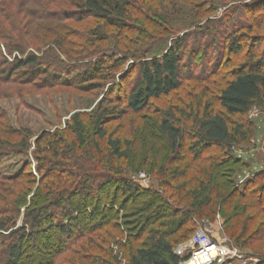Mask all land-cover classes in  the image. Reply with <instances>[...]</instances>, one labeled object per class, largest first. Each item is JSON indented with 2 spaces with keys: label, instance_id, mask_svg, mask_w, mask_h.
I'll use <instances>...</instances> for the list:
<instances>
[{
  "label": "trees",
  "instance_id": "16d2710c",
  "mask_svg": "<svg viewBox=\"0 0 264 264\" xmlns=\"http://www.w3.org/2000/svg\"><path fill=\"white\" fill-rule=\"evenodd\" d=\"M53 3L55 6L45 0H0V84L29 86L41 77L39 86H81L99 77L106 61L114 63L116 74L128 61H137L129 67L136 65L138 78L124 92L126 106L135 115L131 122L136 126V156L134 164H129L132 140L107 134L105 111L95 116V140L89 148L83 115L73 114L66 130L43 132L33 151H29V133L9 127L0 112V168L5 159H23L14 175L0 170V264H121L110 248L119 236L124 241L119 248L129 246L126 264H179L187 259L174 254V244L167 237L176 238L189 227L180 236L186 237L196 220L212 222L217 217L235 247L262 241L264 172L247 185L239 186L235 179L239 167H245L235 150L248 144L253 130L249 124L230 119L244 116L254 107L264 115V49L258 52L263 41L232 36L228 52L233 56L244 52V59L223 64L231 67L227 82L216 91L190 94L187 101L177 100L146 117L141 112L151 102L184 91L180 56L185 43L180 37L171 45L162 39L145 51L144 34L132 31L133 22L139 25L132 15L142 10L146 18L164 19L168 4L153 8V0H70L71 10L61 9L58 16L76 22L92 18L96 26L90 34L101 47L94 51L97 62L78 66L84 58L92 60L95 53L72 57L65 45L70 30L53 14L46 13L49 26L42 29V45L3 33L8 23L19 33L17 38H23L35 25L29 20V10L35 7L46 12ZM253 4L255 7L244 11L264 10V0ZM110 31L118 37L112 52L104 48ZM131 34L139 39L132 48ZM43 45L49 48L41 52ZM33 47L34 51L28 50ZM60 57L75 66L63 65ZM62 66L71 70L50 73ZM84 67V72H76ZM209 67L206 76L210 80L217 72L215 65ZM203 74H199L200 80ZM67 75L71 77L63 78ZM101 140H105L106 153L98 144ZM123 165L128 171L144 169L154 174L159 190L125 177L120 171ZM248 185L253 187L248 189ZM167 221L171 232H163ZM156 225L162 231L149 233V244L133 245Z\"/></svg>",
  "mask_w": 264,
  "mask_h": 264
},
{
  "label": "rangeland",
  "instance_id": "374dc122",
  "mask_svg": "<svg viewBox=\"0 0 264 264\" xmlns=\"http://www.w3.org/2000/svg\"><path fill=\"white\" fill-rule=\"evenodd\" d=\"M45 1L50 4L53 1L56 5L54 6L53 3V6L50 9L48 8L49 10L46 12L35 10V7L34 9L31 8L29 10V20L34 21L35 25L29 28L30 30H28L27 34L23 35V38H17L19 33L17 30L15 31V28L12 29L8 23L6 24V29H3V33L13 34L16 36L15 40L17 41L21 40L24 42L25 40V43L33 41L42 45L45 42L43 41L45 32L42 29L49 26L48 21H45V19H47V14H53L54 19L59 20L61 24L67 25L70 30L69 33L72 36L69 35L65 39V45L72 51V57L85 54L89 56L95 50L96 52L97 50L99 51L101 47L95 44V38L90 34L96 26L92 18H86L82 22H76L71 17L61 20L62 17L58 16V11L61 9H65L66 11L71 10L70 0ZM252 1L254 0H153V8L160 6V4L165 8L167 7L166 4H168L167 10H164V16L167 15V17L164 19L146 18L143 16L145 14L142 10L136 9L137 11L133 13L132 17L137 20L139 25H135L136 21L133 22L132 31L136 33L135 30L137 31L138 29V33L142 32L144 34V38L141 39L146 42L144 45L146 47H143L145 51L148 50L147 48L149 46H153V44H160L162 39H168L167 45H171L174 42L172 40L177 37L184 39L185 43L180 56L182 58L181 65L183 66L182 73L184 76V89L182 90L184 91L173 92L168 97H162L157 101L151 102L150 108L141 112L142 116L149 117L153 110L156 109L159 112L164 107L176 104L177 100L187 101V97L190 94L193 95L198 92H203L206 89L209 92L216 91L218 86L227 82L231 67L224 66L223 64L226 61L234 64L244 59V52L238 56H233V54L228 52L227 44L232 36H240V39H242L241 37L247 38V36L258 37L263 41L258 52L264 49V10L259 11L260 7H257L250 13H246L245 8L255 7L256 3L252 5ZM245 4L248 5L244 7L243 5ZM170 6H173L172 9ZM54 7L55 10H52ZM22 16L25 17L24 15ZM110 34H108L107 43L104 45V48L112 52L116 45H118V37L114 31H110ZM207 34L209 35L207 36ZM130 38L132 42L130 47L132 48L134 47V43L138 42L139 39H136V36H132V34ZM1 42L4 44L3 41ZM35 48H29L28 50L34 51ZM40 48L42 52L48 49L49 46L43 45ZM96 52H94L95 56L92 60H87L90 58L82 57L84 59L78 62L80 64L78 66L93 62L94 60L97 62L98 57ZM60 58L65 66L67 64H75L68 62L65 57ZM99 59H103V57L99 56ZM130 63L136 64L137 61H128V64L121 69V72L119 71V74H116L112 69V64L114 63L112 61H106L104 63L105 70L97 75L99 77L81 86H39L41 77L36 80L35 84L29 86L0 84V94L2 95L0 97V112L3 113L1 118H5L9 127L14 130L18 129L29 133V142L31 144L29 151H33L34 143L43 132L55 133L64 131L71 122L73 114L83 115L86 123L85 140L88 145L86 147L89 148L93 140H95L93 128L95 116L105 111L108 117L107 121L109 120L106 124L107 134L132 140L127 162L134 164L137 150V133L135 132L133 134L136 126L131 122V117L135 115L126 106L124 92L133 85L134 81L138 78V74L137 70H135L136 65L132 68V66L129 67ZM210 65L216 66L215 72H217V75L209 80L206 73L207 69L211 68L209 67ZM65 66L55 67L50 70V73L54 74L56 72L60 73L71 70ZM85 69L86 67L78 68L76 72L82 73ZM202 72L205 74L202 75L200 80L199 74ZM70 77V75H67L63 78ZM186 79L190 81H185ZM197 82H200V84H197ZM120 116H123L124 119H117ZM230 120L240 124H249L253 130L252 138L248 144L241 145L235 150L236 158L241 160L245 166H238L240 170L236 174L235 179L239 186L242 184L247 185L248 182H252L255 179L257 174L264 172V115L259 108L254 107L248 114L235 116ZM127 131L128 135L125 136L124 134ZM18 134L20 135V133ZM134 136L135 139H133ZM98 144L102 151L106 153L105 140L98 141ZM97 158L98 154L95 155V159ZM22 164L23 159H5L0 170L4 175H14L18 172ZM34 166L35 161L31 159L30 170L32 172H34ZM125 166L123 165V169L120 170L125 177L132 178L134 182L144 188L150 187L151 189L159 190L154 174L148 173L144 169L128 171ZM258 182L262 183V180ZM252 187V185H248V189ZM110 191H113V188ZM202 221L204 223L199 220L193 222V230L186 237L182 238L180 236H184V230L189 227L181 230L176 235V238L167 237L174 244L173 252L176 246L186 243L199 227L210 230L216 235H224L228 239L224 234L223 223L220 217L219 223L216 220L212 222L207 220ZM163 224H165L163 232L172 230L169 227V221ZM157 230L162 231L158 228V225L150 228L142 235L140 241L133 245L149 244L148 234L156 232ZM121 240L123 241L120 236L117 237L110 245V248L118 254L120 263L126 264L129 246L126 243L127 246L125 247L124 245V249H120L119 244ZM231 244L234 246L232 242ZM236 248L243 258L233 261L231 264H264V235L262 236V241H255L252 246ZM179 264L189 263L183 261Z\"/></svg>",
  "mask_w": 264,
  "mask_h": 264
},
{
  "label": "built area",
  "instance_id": "2783aa9c",
  "mask_svg": "<svg viewBox=\"0 0 264 264\" xmlns=\"http://www.w3.org/2000/svg\"><path fill=\"white\" fill-rule=\"evenodd\" d=\"M216 222L219 223V217ZM174 254L181 259H187L184 262L189 264H231L243 258L224 235H216L201 227L186 243L176 246Z\"/></svg>",
  "mask_w": 264,
  "mask_h": 264
}]
</instances>
